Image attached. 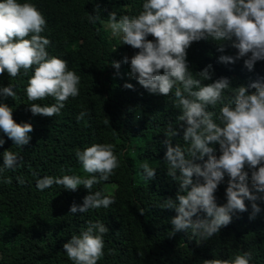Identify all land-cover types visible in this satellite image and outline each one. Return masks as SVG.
I'll list each match as a JSON object with an SVG mask.
<instances>
[{
  "label": "trees",
  "instance_id": "trees-1",
  "mask_svg": "<svg viewBox=\"0 0 264 264\" xmlns=\"http://www.w3.org/2000/svg\"><path fill=\"white\" fill-rule=\"evenodd\" d=\"M29 2L46 20L40 35L50 41L49 55L66 60L67 68L79 75V94L65 102L59 116H33L29 103L43 106L54 100H27L24 87L31 69L16 77L0 74V86H14L15 97L3 100L12 107L13 120L32 126L29 143L22 148L0 132L4 139L0 153L8 150L18 156L14 168L0 172V264H72L62 245L96 220L108 228L102 237L103 256L97 264H204L205 260H229L243 252L252 255L250 264H264V202L256 201L261 212L249 219L251 209L245 200L247 210L235 213L227 226L205 241H198L190 232L171 233L169 219L175 212L158 207L163 199H174L178 190L177 182L166 175L163 133L169 126L175 128L177 135L170 138V143L187 147L181 139L183 122L178 124L176 120L179 109L173 107L171 92L167 97L149 94L125 75L127 64L121 63L118 70L111 67V61H121L124 53L135 54L138 50L125 44L119 46L102 25L108 21L109 12H115L117 18L136 15L141 0ZM92 14L98 18L89 23L86 17ZM147 39L153 38L149 35ZM217 47L214 41L202 39L187 48L186 59L194 78L208 64L212 66V76L202 82L205 84L223 76L234 88L264 77V61L256 62L251 72L243 67V58L231 64L218 63L219 55H234L235 49L226 43L224 52L219 53ZM125 83L132 84V89L124 88ZM230 96L231 92L226 91L225 99ZM220 106L207 110L218 115ZM82 111L86 115L77 121ZM93 143H111L118 154L120 166L114 174L91 189L114 195L115 202L107 209L69 213V206L80 205L87 190L79 186L75 192L67 191L53 184L38 191L36 181L73 174L86 178L75 150ZM212 146L214 154L219 155L215 151L218 145ZM141 163L156 169L152 180L145 181L140 175ZM196 179L193 177L194 182ZM105 184H112L110 192L105 191ZM226 185L227 177L214 193L217 205L225 203ZM198 216L203 219L204 213Z\"/></svg>",
  "mask_w": 264,
  "mask_h": 264
},
{
  "label": "clouds",
  "instance_id": "clouds-1",
  "mask_svg": "<svg viewBox=\"0 0 264 264\" xmlns=\"http://www.w3.org/2000/svg\"><path fill=\"white\" fill-rule=\"evenodd\" d=\"M97 9L98 5L94 6L93 12ZM97 18L96 14L86 17L89 23ZM45 28L43 14L29 0H0V74L16 77L31 69L24 87L27 100L51 97L54 103H29L28 110L33 116L52 117L60 115L70 97L78 96L80 77L67 68L66 60L49 55L50 41L40 35ZM107 28L120 43L138 50L130 58L111 61V67L118 70L121 63L127 64L128 75L149 94L167 97L171 92L173 107L179 109L176 120L183 122L181 139L187 147L170 143L177 135L175 128L169 126L163 133L166 175L177 182L178 190L174 199L165 198L158 205L175 212L169 219L171 233L190 232L198 241H205L227 226L235 213L247 210L245 200L251 209L249 219H253L261 212L256 201L264 202V77L234 88L223 76L202 83L211 80L212 66L205 65L194 78L186 50L192 42L203 39L214 41L216 51L223 53L227 43L235 49L234 55L221 54L217 62L231 64L243 58V67L251 72L256 62L264 61V0H141L136 15L117 18L115 12H109ZM149 35L153 39H147ZM123 87L133 86L125 83ZM13 88L12 84L0 86V132L22 148L29 143L32 126L16 123L12 107L3 102L15 97ZM226 91L231 92L227 100ZM218 104V115L207 110ZM85 115L80 112L77 121ZM212 145H218L215 151L219 155L214 154ZM75 157L86 178L74 174L46 176L36 181V189L42 191L56 184L75 192L82 186L87 194L80 205L69 206V213L107 209L115 196L91 189L107 181L120 166L114 145L93 143L76 149ZM17 160L14 152L0 153V172L14 168ZM140 169L145 181L154 178L156 169L148 163H141ZM225 177V203L217 205L214 193ZM200 212L203 219L198 216ZM106 232L108 228L99 220L87 223L62 245L67 259L72 264H97L103 256ZM252 260L249 252H243L229 260H205L204 264H250Z\"/></svg>",
  "mask_w": 264,
  "mask_h": 264
},
{
  "label": "rangeland",
  "instance_id": "rangeland-1",
  "mask_svg": "<svg viewBox=\"0 0 264 264\" xmlns=\"http://www.w3.org/2000/svg\"><path fill=\"white\" fill-rule=\"evenodd\" d=\"M103 28L111 35V33H110V30L107 28V22H103ZM112 36V35H111ZM115 38V40L118 42L117 44L119 45V46H122L123 45V43L121 42L120 43V41H119V39L117 38V37H114ZM125 55V57H131V56H133L134 55V53L132 54V53H129V54H127V53H124ZM128 70V69H127ZM127 70H125V75H128V71ZM129 76V75H128ZM111 187H112V184H105L104 185V188H105V191L106 192H110L111 191Z\"/></svg>",
  "mask_w": 264,
  "mask_h": 264
}]
</instances>
